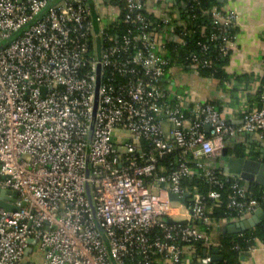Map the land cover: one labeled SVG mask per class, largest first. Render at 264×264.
Listing matches in <instances>:
<instances>
[{
	"label": "built area",
	"instance_id": "obj_1",
	"mask_svg": "<svg viewBox=\"0 0 264 264\" xmlns=\"http://www.w3.org/2000/svg\"><path fill=\"white\" fill-rule=\"evenodd\" d=\"M147 2L0 0V193L17 208H0V264H35V249L43 264H213L211 229L262 209L264 190L256 199L223 156L232 142L264 149V61L249 91L260 108L232 120L177 97L174 70L211 69L210 47L171 64L167 43H187L177 12L170 4L152 21ZM206 14L230 57L238 13ZM120 18L130 29L119 37ZM225 191L230 213L216 221ZM253 242L236 250L254 254L264 242Z\"/></svg>",
	"mask_w": 264,
	"mask_h": 264
},
{
	"label": "trees",
	"instance_id": "obj_2",
	"mask_svg": "<svg viewBox=\"0 0 264 264\" xmlns=\"http://www.w3.org/2000/svg\"><path fill=\"white\" fill-rule=\"evenodd\" d=\"M172 3V9L179 13L178 21L174 23V32L176 36H181L186 40V45L181 46L173 42H168L166 47L168 56L171 58V64L188 66L192 54L202 55V48L204 46L210 47V55L213 61L211 69L201 70L200 76L204 78L214 76V80H218L222 85L230 81L232 78L227 75L223 69L229 57H221V32L219 28L215 27L209 14H206L214 6L221 7L218 0H169ZM142 14L150 20H155L154 16L149 15L146 11ZM172 15V13H170ZM118 35L119 37L125 34L129 28L128 25L122 22V18L118 21ZM235 32L233 31L232 34ZM238 86L244 85L247 87L249 79L246 76L235 77ZM264 83V79H263ZM237 89L235 90V92ZM255 108H260L259 97H253ZM208 103V102H207ZM213 106L215 110L221 113V109L217 103H208ZM248 147V148H247ZM258 149V151H257ZM263 147L251 143H231V147L225 150L223 160L227 161L231 157L252 159L261 162L264 165V155L259 152ZM251 150L249 154L245 151ZM264 150V149H263ZM197 185L202 194L208 193L210 187L201 180H193L191 186ZM216 189V188H214ZM248 189L252 192L256 199H262V191L264 187L256 182L248 184ZM224 204L222 208L215 209L211 216L214 220L219 221L225 216H228L230 211L227 209L229 191L223 192ZM239 234H229L226 228H221V239L219 251L223 260L217 264H240L239 255L240 251L236 250L239 246L242 249H247L254 244V238L264 242V222L256 226L254 229L244 231ZM200 250V248H199ZM202 250V249H201ZM200 254L203 255V251Z\"/></svg>",
	"mask_w": 264,
	"mask_h": 264
},
{
	"label": "crops",
	"instance_id": "obj_3",
	"mask_svg": "<svg viewBox=\"0 0 264 264\" xmlns=\"http://www.w3.org/2000/svg\"><path fill=\"white\" fill-rule=\"evenodd\" d=\"M238 13V25L234 31V48L223 69L231 78L246 76L249 79L247 87L237 86L229 91L220 81L208 82L206 78L188 70L177 67L171 77L173 92L179 98L190 97L192 101L217 103L222 115L232 120L237 115L239 107L255 109L250 85L254 79L259 80L258 73L263 70L264 61V0H218ZM172 6L169 0H148L146 12L158 16ZM237 91L235 92V90ZM221 228L215 225L212 229L213 239L220 243ZM219 255L220 251H219ZM240 264H264V244L254 254L239 255Z\"/></svg>",
	"mask_w": 264,
	"mask_h": 264
},
{
	"label": "water",
	"instance_id": "obj_4",
	"mask_svg": "<svg viewBox=\"0 0 264 264\" xmlns=\"http://www.w3.org/2000/svg\"><path fill=\"white\" fill-rule=\"evenodd\" d=\"M177 16L179 18V13H177ZM227 172L240 175L245 181L248 182H256L258 184H261L264 187V178H261L262 174L264 175V165L261 163L250 160V159H244V158H230L227 161L226 169ZM6 194H10V192L2 191L0 193V208H3L7 211H17V208L11 205H7L5 201ZM186 198L187 196L183 198H179L177 196H171V199L173 201H179L183 204H186ZM16 199V194L14 195V200ZM169 223H171V220H168ZM262 222H264V204L262 206V209L258 212V214L253 217L252 219H249L247 221H244L239 224L231 225L226 228L229 234H240L244 231H248L252 228H255L256 226L260 225ZM183 224H186L184 222ZM28 243L30 245H35V240H29ZM32 252L31 249H28L26 252V256H29ZM212 262L213 264H217L218 262L223 260V257L219 255V249L215 248L212 250Z\"/></svg>",
	"mask_w": 264,
	"mask_h": 264
},
{
	"label": "rangeland",
	"instance_id": "obj_5",
	"mask_svg": "<svg viewBox=\"0 0 264 264\" xmlns=\"http://www.w3.org/2000/svg\"><path fill=\"white\" fill-rule=\"evenodd\" d=\"M15 37H17V35H14L12 38H15ZM257 151H258V149H257ZM245 152L247 154H249L251 152V150H246ZM259 152H260V150H259ZM260 177L264 178V175L262 174V176H260ZM213 233H215L214 229L211 232V235H213ZM29 257H30V260H32L35 264H43V262H44V254L42 252H40L38 249H35Z\"/></svg>",
	"mask_w": 264,
	"mask_h": 264
}]
</instances>
